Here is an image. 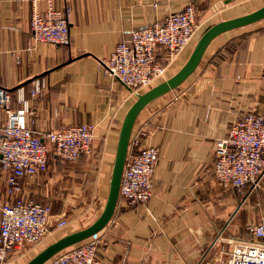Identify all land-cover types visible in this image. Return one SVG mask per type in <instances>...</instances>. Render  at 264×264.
Here are the masks:
<instances>
[{"label":"crops","instance_id":"0c3cea01","mask_svg":"<svg viewBox=\"0 0 264 264\" xmlns=\"http://www.w3.org/2000/svg\"><path fill=\"white\" fill-rule=\"evenodd\" d=\"M192 3L199 28L165 80L208 28L249 15L264 0H53L56 10L71 9L68 46L32 41L30 16L45 10V0H0V88L10 94L9 108H18L16 91L23 89L27 127L40 138L64 126H94L91 158L61 162L50 153L47 170L23 180L26 198L51 207L50 244L102 213L121 125L136 100L104 75L102 61L123 32L162 22ZM35 82L43 88L31 97ZM249 112L264 116V19L213 39L194 73L138 115L130 138L146 129L142 145L158 150L153 194L144 206L118 200L100 232L101 264H221L235 241L250 239L246 226L264 219V170L250 194L218 185L213 171L216 143ZM5 119L1 111L0 123ZM9 201L0 172V206ZM63 219L67 226L56 229ZM35 247L22 246L6 264H26L44 249L23 261Z\"/></svg>","mask_w":264,"mask_h":264},{"label":"built area","instance_id":"2783aa9c","mask_svg":"<svg viewBox=\"0 0 264 264\" xmlns=\"http://www.w3.org/2000/svg\"><path fill=\"white\" fill-rule=\"evenodd\" d=\"M45 10L33 11L29 20L31 39L36 44L69 45L71 9L56 10L53 0H45ZM194 4L167 16L162 22L138 30L123 32L109 57L102 61L104 75L137 96L166 79L171 65L192 41L198 30ZM163 54V61L157 60ZM163 62H165L163 64ZM35 82L31 97L42 91ZM9 92L0 88V172L5 176L9 202L0 206V264H6L22 246H37L50 236L51 207L24 196L23 180L47 170L50 153L61 162H77L94 155V126L75 124L36 137L27 127L29 104L23 89L16 91L18 108H9ZM149 132L141 129L130 138L121 177L119 200L128 207L146 205L152 197L154 168L158 150L144 147ZM214 177L218 185L234 190L254 191L264 170V116L249 112L240 116L225 138L216 143ZM67 226L63 219L56 229ZM250 239L235 241L221 264H264V219L245 228ZM106 245L101 233L72 246L45 264H101L97 249ZM217 264V263H212Z\"/></svg>","mask_w":264,"mask_h":264},{"label":"water","instance_id":"95a60500","mask_svg":"<svg viewBox=\"0 0 264 264\" xmlns=\"http://www.w3.org/2000/svg\"><path fill=\"white\" fill-rule=\"evenodd\" d=\"M263 19L264 7L249 15L221 22L208 28L195 44L186 63L176 74L137 96L135 102L128 109L121 125L109 182L108 196L102 213L90 226L51 243L26 264H45L58 253L89 239L92 235L101 232L107 226L114 215L119 200L120 182L128 153L129 141L134 123L140 112L155 99L175 90L184 83L200 64L207 47L213 39L223 33L251 25Z\"/></svg>","mask_w":264,"mask_h":264},{"label":"rangeland","instance_id":"374dc122","mask_svg":"<svg viewBox=\"0 0 264 264\" xmlns=\"http://www.w3.org/2000/svg\"><path fill=\"white\" fill-rule=\"evenodd\" d=\"M165 81V80H164ZM98 170H95V172L97 173ZM83 179V178H82ZM81 183H83V181H80ZM91 182L94 183V180H91ZM94 185V184H93ZM93 185H91V188H93ZM87 187H90V185H86ZM256 191V190H255ZM255 191H251L252 193H254ZM244 192H248V194H250L251 192H249V190H245ZM255 195V194H254ZM253 202L256 201V197H253ZM51 239L45 238L43 241H41L33 250L31 253H29L28 256H26L25 259H23V261H27L28 259H30L33 255H35L37 252H39L42 248H44L45 246H47V244H50Z\"/></svg>","mask_w":264,"mask_h":264},{"label":"trees","instance_id":"16d2710c","mask_svg":"<svg viewBox=\"0 0 264 264\" xmlns=\"http://www.w3.org/2000/svg\"><path fill=\"white\" fill-rule=\"evenodd\" d=\"M165 62H163V64H164Z\"/></svg>","mask_w":264,"mask_h":264}]
</instances>
